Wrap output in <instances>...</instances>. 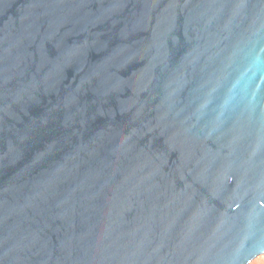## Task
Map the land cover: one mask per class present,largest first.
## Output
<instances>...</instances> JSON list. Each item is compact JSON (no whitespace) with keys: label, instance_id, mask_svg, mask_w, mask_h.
Wrapping results in <instances>:
<instances>
[{"label":"water","instance_id":"water-1","mask_svg":"<svg viewBox=\"0 0 264 264\" xmlns=\"http://www.w3.org/2000/svg\"><path fill=\"white\" fill-rule=\"evenodd\" d=\"M264 254V0H0V264Z\"/></svg>","mask_w":264,"mask_h":264},{"label":"rangeland","instance_id":"rangeland-1","mask_svg":"<svg viewBox=\"0 0 264 264\" xmlns=\"http://www.w3.org/2000/svg\"><path fill=\"white\" fill-rule=\"evenodd\" d=\"M247 264H264V254L258 255Z\"/></svg>","mask_w":264,"mask_h":264}]
</instances>
